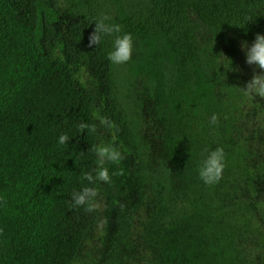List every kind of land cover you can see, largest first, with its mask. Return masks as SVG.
Masks as SVG:
<instances>
[{
    "label": "trees",
    "instance_id": "1",
    "mask_svg": "<svg viewBox=\"0 0 264 264\" xmlns=\"http://www.w3.org/2000/svg\"><path fill=\"white\" fill-rule=\"evenodd\" d=\"M63 1L60 13L58 0H0V264L75 260L98 219L72 202L99 185L82 178L95 176L96 134L78 129L94 124L96 107L128 153V195L103 264H264V143L222 116L188 16L250 43L264 34V0ZM103 16L120 25L115 35H132L127 63L108 59L114 35L88 46ZM82 67L94 92L77 80ZM217 147L223 178L207 185L198 168Z\"/></svg>",
    "mask_w": 264,
    "mask_h": 264
},
{
    "label": "rangeland",
    "instance_id": "2",
    "mask_svg": "<svg viewBox=\"0 0 264 264\" xmlns=\"http://www.w3.org/2000/svg\"><path fill=\"white\" fill-rule=\"evenodd\" d=\"M58 4L60 13H64L67 10L64 1L58 0ZM40 5L49 18H57L58 15L50 10L45 2L40 1ZM188 16L195 27L196 40L206 52L211 64L214 94L224 108L222 116L230 120V123H234L239 136L254 141L256 146L258 145L256 142L264 143V99L245 96L240 89L251 80L254 70L260 71L254 65L245 62L246 55L241 48L242 42L245 41L233 32H218L204 26L190 11ZM252 43L247 42L249 46ZM77 80L84 88L91 92L95 91L93 78L85 68L82 67L78 71ZM138 86L141 89L142 83L138 82ZM94 113L102 116L100 107H96L93 112L94 124L97 125L96 144L108 143L115 146L114 132L100 126ZM115 147L122 153L124 159L119 164L105 165L112 182L109 184L99 181L98 196L94 201V211L98 219L85 236L72 264H103L109 243L115 234V213L124 204L128 195L126 175L128 153L119 146ZM158 150L159 146L156 145V151ZM121 170L123 174H117ZM262 198L264 199V196Z\"/></svg>",
    "mask_w": 264,
    "mask_h": 264
},
{
    "label": "clouds",
    "instance_id": "3",
    "mask_svg": "<svg viewBox=\"0 0 264 264\" xmlns=\"http://www.w3.org/2000/svg\"><path fill=\"white\" fill-rule=\"evenodd\" d=\"M108 16H103L94 22V31L89 35V47L100 44L102 37L113 36V50L108 53V59L113 64H124L131 60L133 51V38L130 33L123 35H115L121 32V27L118 24H109L106 21ZM242 51L246 55V63L248 65H254L260 71H253L251 80H249L243 88H240L245 96L259 97L264 99V34L257 33L251 46L247 42H242ZM96 119L99 120V124L102 127L112 129L115 127L114 122L110 121L107 117L94 113ZM218 116L213 115L210 119L211 124L218 122ZM78 129L83 132L87 129L91 133L97 131L96 124H87L81 122L78 125ZM69 141L67 134H62L59 137V143L65 144ZM91 151L95 153L97 157V168L95 170V176L91 172H86L83 175V179L87 180L89 184H95L97 181L104 183H111V176L109 170L105 166L106 164H119L124 159L122 153L112 144L100 143L93 145ZM225 168V154L222 147H217L214 150L207 152L206 157L202 160L199 168V178L207 185H214L219 183L223 178V170ZM123 174L122 170L120 173ZM98 196V190L96 187H83L80 191H74L72 193V202L74 206H83L85 210L91 212L95 208L94 201ZM6 204V201H0Z\"/></svg>",
    "mask_w": 264,
    "mask_h": 264
}]
</instances>
